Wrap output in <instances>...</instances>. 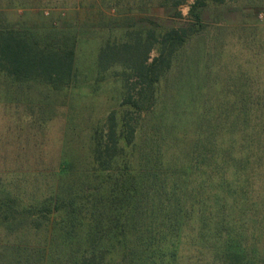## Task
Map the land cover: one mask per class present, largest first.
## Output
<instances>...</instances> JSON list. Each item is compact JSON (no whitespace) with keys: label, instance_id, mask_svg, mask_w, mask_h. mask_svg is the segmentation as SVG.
<instances>
[{"label":"trees","instance_id":"obj_1","mask_svg":"<svg viewBox=\"0 0 264 264\" xmlns=\"http://www.w3.org/2000/svg\"><path fill=\"white\" fill-rule=\"evenodd\" d=\"M25 1L16 6L84 7ZM88 6L98 21L79 30L0 15V89L34 96L40 117L58 93L109 79L122 89V111L95 125L81 161L22 162L34 124L12 113L1 135L20 147L0 148V264H264V51H251L252 74L242 61L229 68L224 51H188L212 33L207 21L255 17L264 0Z\"/></svg>","mask_w":264,"mask_h":264},{"label":"rangeland","instance_id":"obj_2","mask_svg":"<svg viewBox=\"0 0 264 264\" xmlns=\"http://www.w3.org/2000/svg\"><path fill=\"white\" fill-rule=\"evenodd\" d=\"M25 2L37 4L43 1L26 0ZM80 3L84 7L78 11H61L60 9L17 7L16 5L21 4V0H0V15H3L7 24L17 28L35 30L52 25L56 29L74 26L79 30V28L90 27L98 21L93 18L94 10L88 6L90 3H94V0H80ZM190 3L191 1L179 8V12L184 18L188 15ZM158 12L163 14V11ZM109 18L107 16L103 19L109 22ZM205 25L208 32L211 28L212 33L208 37H204V34L203 39L195 43L193 41L188 51L200 50L203 49L202 46L206 45L207 50L213 51V54L216 51H224L223 62L229 68H236L240 61L247 63V65L244 63L245 71H250L251 74L261 68L259 64L252 62L251 51H264L263 10L259 11L255 17L251 10L240 14H226L220 21L210 20ZM217 27H220V30H217ZM154 56L155 53H151V59ZM205 64L208 63L205 62ZM121 94L120 83L113 79H109L101 85L96 92L80 88L58 93L50 96V99L46 98L49 103L46 104L45 116L42 118L38 113H34L37 111L36 105L29 104L36 102L34 96L20 98V96L13 95L11 91L4 93L0 89V148L10 146L7 145L6 138L1 133L7 125L14 128L17 123L13 125L15 118L11 119L12 113L17 118L22 116L23 119L29 115L34 125L30 130L25 129L29 131L24 132L25 134L29 133L26 138L28 143L23 142V147L28 152H26V156H22V162L31 166L42 164L44 167H52L64 160L81 161L87 157L89 136L95 125L99 124L111 110H118V113L122 111L120 107ZM22 99L28 103L23 102ZM5 105L10 106L9 116L5 112V108H7ZM38 126L41 128H37ZM16 133L19 134V132ZM16 147H20V144H11L10 150L17 149ZM38 148L39 151H36ZM42 154L43 157H40Z\"/></svg>","mask_w":264,"mask_h":264}]
</instances>
